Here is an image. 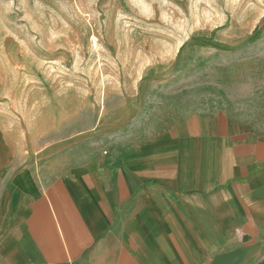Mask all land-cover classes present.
Instances as JSON below:
<instances>
[{
    "label": "crops",
    "instance_id": "obj_1",
    "mask_svg": "<svg viewBox=\"0 0 264 264\" xmlns=\"http://www.w3.org/2000/svg\"><path fill=\"white\" fill-rule=\"evenodd\" d=\"M246 41L77 162L0 147V264H264V26Z\"/></svg>",
    "mask_w": 264,
    "mask_h": 264
},
{
    "label": "rangeland",
    "instance_id": "obj_2",
    "mask_svg": "<svg viewBox=\"0 0 264 264\" xmlns=\"http://www.w3.org/2000/svg\"><path fill=\"white\" fill-rule=\"evenodd\" d=\"M263 26L264 0H0V147L77 162Z\"/></svg>",
    "mask_w": 264,
    "mask_h": 264
},
{
    "label": "water",
    "instance_id": "obj_3",
    "mask_svg": "<svg viewBox=\"0 0 264 264\" xmlns=\"http://www.w3.org/2000/svg\"><path fill=\"white\" fill-rule=\"evenodd\" d=\"M244 254V251L223 254L222 256H218L213 264H239V261L242 259Z\"/></svg>",
    "mask_w": 264,
    "mask_h": 264
}]
</instances>
